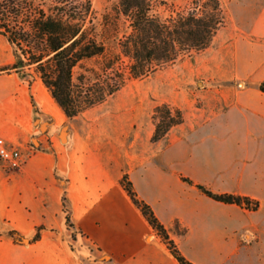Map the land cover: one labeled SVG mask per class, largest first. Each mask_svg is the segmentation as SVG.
Here are the masks:
<instances>
[{"label": "crops", "instance_id": "1", "mask_svg": "<svg viewBox=\"0 0 264 264\" xmlns=\"http://www.w3.org/2000/svg\"><path fill=\"white\" fill-rule=\"evenodd\" d=\"M261 2V12L245 25H236L226 44L235 52L225 55L226 63L241 57L251 79L249 86L235 92V121L210 124L209 133L182 123L175 127L177 133L171 129L135 157L131 142L111 138L107 124L97 128L78 122L74 138L65 143L52 139L27 153L39 132L38 116L44 118L46 109L55 111L46 107L49 97L41 86L15 72L0 74V137L27 154L16 170L8 171L0 162V264H179L124 191L120 184L124 173L188 259L195 264H225L227 224L212 207L227 204L205 196L181 176L209 187L218 178L214 192L225 193V175L215 171L205 154L225 153L219 144L228 139L234 140L237 155L243 153L249 170L244 180L253 186L250 197L259 201V209L249 211L259 213L253 230L259 226L264 233V93L258 88L264 81V43L246 38L249 34L264 38ZM203 137L216 144L197 146L196 140ZM64 193L72 228L65 220ZM176 222L184 233L177 231ZM38 228L40 238L30 243ZM12 230L28 243L13 241ZM245 235L238 230L237 241ZM239 243L236 255L245 254L244 248L264 251L261 243Z\"/></svg>", "mask_w": 264, "mask_h": 264}, {"label": "trees", "instance_id": "2", "mask_svg": "<svg viewBox=\"0 0 264 264\" xmlns=\"http://www.w3.org/2000/svg\"><path fill=\"white\" fill-rule=\"evenodd\" d=\"M168 6L169 13L156 10ZM226 24L221 0H118L116 13L97 20L90 0H0V35L12 47L13 70L21 79L34 74L59 110L69 119L104 103L128 80H141L206 50ZM264 93V81L258 85ZM151 142L164 138L184 122L180 108L167 103L152 110ZM181 180L210 199L257 211L259 201L246 195L216 193L189 177ZM120 184L179 264H195L179 249L153 208L139 197L127 173ZM63 195L66 224L73 227ZM178 232L184 233L185 229ZM40 229L29 240L40 238ZM15 242L25 240L12 230Z\"/></svg>", "mask_w": 264, "mask_h": 264}, {"label": "rangeland", "instance_id": "3", "mask_svg": "<svg viewBox=\"0 0 264 264\" xmlns=\"http://www.w3.org/2000/svg\"><path fill=\"white\" fill-rule=\"evenodd\" d=\"M37 1L49 3L50 0ZM90 1L97 20L101 19L103 13H116L118 0ZM166 1L177 6L184 5L186 2V0ZM261 1L221 0L226 24L217 32L206 50L158 70L147 78L128 80L104 103L80 114L78 118L69 119L61 111L57 115L46 109V116L37 118L36 124L39 125V132L31 140L27 153H31L34 148H39L41 145L47 146L52 139L65 143L68 138H74L78 122L83 126L93 123L97 128L107 124V128H111V138L123 143L131 142V152L135 157L145 153L150 145L154 127L151 120L152 110L162 103L180 108L184 115V127L196 128L195 132L209 133L211 132L208 129L210 124L234 122L236 117L235 92L249 86L251 79L245 73L247 66L241 57H238L235 62L226 63L225 55L235 54L234 50L228 48L226 44L231 30L236 25H245L250 16L261 12L263 9ZM156 10L166 14L169 13L170 8L158 6ZM246 38L250 41L264 43V38L254 35L249 34ZM242 48L239 50V56L243 51ZM15 60L12 47L0 35V74L13 73V70L4 69L10 67ZM27 79L35 87L41 86L49 94L35 74L28 76ZM37 108V112L40 113L39 106ZM178 129L174 127V133H177ZM127 130L129 133L124 135L123 132ZM196 144L209 147L216 143L203 137L198 138ZM219 146L225 153L218 156L205 154V156L211 158V164L217 173L221 171L225 175V193L251 196L253 186L244 180L249 170L243 160V153L237 155L234 140L228 139L226 143L223 141ZM213 182L212 186L206 187L215 191L218 189V178ZM212 211L218 218L221 217L222 223L227 224L228 259L225 264H264V251L262 250L251 252L248 248H244L245 254L241 252L236 255L239 243L236 238L238 230L243 229L246 232L240 240V246L257 245L258 243L264 245V233L258 231L261 228L258 226V229L253 230V225L259 223V213H251L236 205L212 207ZM261 224L264 227V219H261ZM25 241L28 243L27 239L19 243H26Z\"/></svg>", "mask_w": 264, "mask_h": 264}, {"label": "built area", "instance_id": "4", "mask_svg": "<svg viewBox=\"0 0 264 264\" xmlns=\"http://www.w3.org/2000/svg\"><path fill=\"white\" fill-rule=\"evenodd\" d=\"M26 155L17 146L7 143L3 137H0V162L6 169H19L25 162Z\"/></svg>", "mask_w": 264, "mask_h": 264}, {"label": "bare ground", "instance_id": "5", "mask_svg": "<svg viewBox=\"0 0 264 264\" xmlns=\"http://www.w3.org/2000/svg\"><path fill=\"white\" fill-rule=\"evenodd\" d=\"M48 102L45 103L46 107L55 111V113H57V115L60 114V110L58 108V106L54 103V101L52 100V98L50 97V95L48 94Z\"/></svg>", "mask_w": 264, "mask_h": 264}, {"label": "water", "instance_id": "6", "mask_svg": "<svg viewBox=\"0 0 264 264\" xmlns=\"http://www.w3.org/2000/svg\"><path fill=\"white\" fill-rule=\"evenodd\" d=\"M27 243V241H25Z\"/></svg>", "mask_w": 264, "mask_h": 264}]
</instances>
